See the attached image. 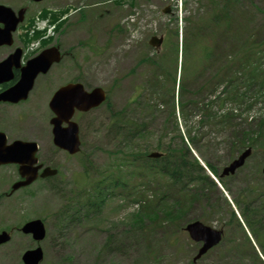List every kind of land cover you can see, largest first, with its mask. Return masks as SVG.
Wrapping results in <instances>:
<instances>
[{
	"label": "rangeland",
	"instance_id": "1",
	"mask_svg": "<svg viewBox=\"0 0 264 264\" xmlns=\"http://www.w3.org/2000/svg\"><path fill=\"white\" fill-rule=\"evenodd\" d=\"M31 1L0 0L15 8L21 4L28 5ZM116 1L43 0L31 8L36 12L41 7L54 10L69 8L67 22L57 36L65 48L71 47L74 59H64L57 65L55 72L60 74L68 67H82L88 71L89 82L102 85L111 92L110 104L114 111L124 108L125 114L131 118L147 123L144 147L155 149L158 142L163 139L167 142L168 137L174 136L175 126L167 121L170 110L168 104L152 108L148 112L143 110L146 113L138 107L147 98L152 102L156 76L163 73V70L154 65V61H160L161 57L153 54L149 40L153 35H159L165 36L166 41V32L175 28L176 18L184 28L186 22L181 21V16L186 17L190 11L203 12L207 0H135L136 6L127 3L131 0H123L121 4ZM184 1H187V5ZM170 3L174 6L173 14H164L162 9ZM238 10L242 15L241 22L246 34L251 39L263 41L264 0H238ZM81 11L86 14L85 18L81 16ZM174 40L176 38L173 37ZM166 59V69H172L174 53L168 50ZM110 115L111 109L106 105L86 115L83 130L85 156L83 154L69 158L64 154L58 155L64 175L61 184L66 187V191L73 188V193H81L84 187L80 183L76 184L75 180L79 179L83 170L94 182L103 171L118 163L123 153L129 152L113 137L115 134L110 132ZM249 115L264 116V97L253 105ZM217 140L218 148L214 150L219 151V155L194 150V154L190 153L189 157H206L222 166L227 158L225 151L228 144L225 135H219ZM174 143L180 145V140L177 138ZM263 154L261 150L254 149L253 156L242 168V173L227 181V193L217 186L208 188L210 184L205 187L188 185L189 193L190 190L194 192L201 188L197 191L200 201L191 204L183 219L178 221L179 225L165 224L157 230L149 224L129 226L132 214L141 208V204L135 202L136 187L140 184L139 190L145 192L144 188L148 187V193L153 194L163 190L168 182L163 176L158 179L146 176V170L147 173L142 169L137 170L133 165L124 168V180L127 183L121 189V195H113L114 198L106 201L102 207L98 205V209L81 226L69 227L62 232L55 225V213L62 205L63 198L51 191V187L39 188L36 196L33 195L34 188L27 189V194L32 195L26 197L22 209H15L16 205L14 208L10 207L9 223L12 227H20L28 220L42 218L46 222L47 237L36 243L30 235L19 231L0 250V264H22L23 252L37 244L45 252L43 264H264V253L259 251L260 248L253 251L254 247H250L248 242L245 246L241 245L245 237L242 227L234 226L233 230H227L225 242L197 262L193 261V257L198 245L184 231L186 223L195 219L219 227L229 220L232 213L228 202L231 201L230 198L237 197L239 202H243L263 194L264 179L258 170L264 163ZM182 198L181 194L169 197L171 201ZM257 199L258 197L252 206L262 209L257 205L261 200L258 199L256 203ZM238 210L240 211L239 206ZM161 216L165 219L164 222H174L165 212ZM106 245L107 251L104 250Z\"/></svg>",
	"mask_w": 264,
	"mask_h": 264
},
{
	"label": "trees",
	"instance_id": "2",
	"mask_svg": "<svg viewBox=\"0 0 264 264\" xmlns=\"http://www.w3.org/2000/svg\"><path fill=\"white\" fill-rule=\"evenodd\" d=\"M208 6L203 13H193L187 18L177 95L179 33L175 28L168 32L163 50L157 55L161 60L154 61V65L163 70L161 76L164 79L156 76L152 102L147 98L138 105L141 111L146 112L169 105L167 121L175 126L174 136L168 137L167 142L161 140L155 146L166 153L158 160L148 159L147 154L151 149L144 147L143 143L147 123L125 115L126 109L113 114L110 132L116 134V140L124 148L129 149V152L122 154V158L120 156L119 165L129 168L134 161H138L137 170H146V176H153L154 179L163 175L168 182L163 190L153 194L148 193V187L144 188L146 192L140 191L141 185H137L135 202L140 203L141 208L132 214L129 226L149 224L157 230L165 224L179 225L178 221L183 219L191 204L199 199L197 191L194 193L190 190L189 193L185 187L189 183H197L201 187L213 183L198 159L189 157L193 148L200 153L213 154L219 144L217 137L225 135L229 148L226 155L234 156L237 149L247 145L264 153V116L252 117L248 114L253 105L264 97V40L256 41L246 34L238 0H209ZM173 37L176 40L173 41ZM168 50L174 53L173 70L166 69ZM177 138L180 145L174 143ZM205 161L210 170L217 174L218 165L207 158ZM120 167H116V171H105L108 183L103 179L93 183L90 181L92 192L87 197L83 196L86 200H69L61 210L64 213L60 214L59 225L64 227L68 222L76 226L82 216L78 214L86 201L91 215L98 205L102 206L108 199V191L124 188L127 182ZM105 182L107 190L103 187ZM180 183L184 193L179 187ZM179 194L182 199H169ZM77 205L80 210L74 213ZM162 212L173 218L171 220L174 222H164ZM107 249L108 246L104 247V250Z\"/></svg>",
	"mask_w": 264,
	"mask_h": 264
},
{
	"label": "flooded vegetation",
	"instance_id": "3",
	"mask_svg": "<svg viewBox=\"0 0 264 264\" xmlns=\"http://www.w3.org/2000/svg\"><path fill=\"white\" fill-rule=\"evenodd\" d=\"M18 10L19 8L17 13ZM170 11L172 12V7ZM32 18L34 16L29 13L27 23H31ZM5 23L4 20L0 21V29L6 27ZM26 27L27 25L21 23L11 36H0V96L19 85L24 79L28 62L49 48L59 46L64 58L72 61L74 59L71 47L62 49L60 40L51 36L37 37L28 34ZM58 64L53 63L45 72L37 73L26 97L14 93L11 99H0V234L7 232L14 236L21 230L22 226L10 225L9 212L10 207L14 208L15 205V209L23 208L26 197L32 195L27 194V189L34 188L33 195L36 196L39 188L52 186L58 179L63 180L59 172L42 176L44 169L61 168L58 155L64 154L72 158L78 154L72 155L61 147L56 136L58 121L62 129L68 127L64 117L68 107L60 112L61 121L57 120L58 106L63 105V99L57 98L56 105L51 103L59 89L65 85L81 83L86 90H92L95 86L89 82V72L82 67H68L59 74L55 72ZM73 94L72 91L68 95L72 100ZM88 112L76 110L74 115V120L79 124L81 138L84 137V120ZM35 167H39L36 171L37 178L29 185L15 187L26 178V169L33 170ZM82 174L85 175L86 172L83 170ZM258 232L264 233V216L259 218ZM8 243L0 244V250Z\"/></svg>",
	"mask_w": 264,
	"mask_h": 264
},
{
	"label": "water",
	"instance_id": "4",
	"mask_svg": "<svg viewBox=\"0 0 264 264\" xmlns=\"http://www.w3.org/2000/svg\"><path fill=\"white\" fill-rule=\"evenodd\" d=\"M12 10L8 7H5L3 5H0V19H5L8 18L9 21L11 23H13V27L7 29L5 32H0V35H4V34H9L11 35L12 29H15L16 27V23L12 17L14 16V14L11 12ZM1 16H3L4 18H2ZM10 23V24H11ZM163 42V37H157V36H153L150 40V44L152 46H154L157 51L159 52L161 49V45ZM47 56H49L50 58V53H48V55H44L42 57V59H44V69H47L48 66L50 65V61L47 58ZM54 58L59 61L60 60V54L59 51L57 53V55L54 53ZM51 59V58H50ZM39 60L41 59H36L34 60L31 64H30V68L34 69L35 72L38 71V69L41 67V63L39 62ZM79 85H75L73 87H77ZM20 89H22L23 91L27 92L29 89L28 87H20ZM68 89H72L71 86H66L64 87L61 91H59L58 94H62L63 92H66V90ZM76 91V89H75ZM80 91V90H78ZM105 99V92L101 87H97L95 88L92 92L87 93L86 91L83 90V93L80 95L75 96L74 101L70 102L69 105V115H68V120H70V117L73 115L75 106L78 107H82L83 109L87 110L90 109L91 107H95L98 104H100L103 100ZM57 139L59 141V145H61L62 147L68 149L69 151H71L72 153H75L79 150V145H80V140H79V136H78V126L76 123H72L70 122V127L68 130H62L60 129V126L57 127ZM251 153V149H247L243 154H241L239 156L238 159H235L233 162H231L228 166L225 167L224 169V175L225 174H229V173H234L236 171V169L238 167H240L241 165L244 164L246 158L250 155ZM152 156H157L158 154H151ZM264 172V169H263ZM56 173L55 169H51V168H46L45 172L43 173V175L46 174H53ZM36 178V174H31L28 175L25 181L20 182L19 184H17V186H21V185H27L29 183H31L34 179ZM23 232L27 233V234H32L33 238L35 240H42L45 238L46 235V229L44 226V223L41 219H34L31 221H28L22 228ZM186 230L189 232L190 237L194 240V241H203V246L199 249L198 254L196 255V257L194 258V260L196 261L197 259H199L204 253H206L211 247H213L215 244H217L220 239H221V235L222 232L215 230L213 228H211L210 226H207L205 224H203L200 221H194L189 223L186 226ZM10 239V234L4 232L0 235V243L6 242L7 240ZM43 250L42 247H37L35 249H30L27 250L24 255H23V261L25 264H39L42 260H43Z\"/></svg>",
	"mask_w": 264,
	"mask_h": 264
}]
</instances>
